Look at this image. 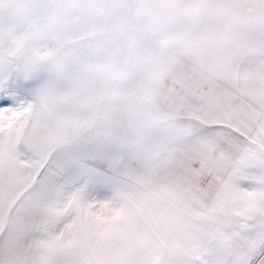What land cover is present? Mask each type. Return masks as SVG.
Wrapping results in <instances>:
<instances>
[{
    "label": "snow or ice",
    "instance_id": "obj_1",
    "mask_svg": "<svg viewBox=\"0 0 264 264\" xmlns=\"http://www.w3.org/2000/svg\"><path fill=\"white\" fill-rule=\"evenodd\" d=\"M204 2L230 44L179 114L76 69L50 83L54 47L0 77V264H264V0Z\"/></svg>",
    "mask_w": 264,
    "mask_h": 264
},
{
    "label": "rangeland",
    "instance_id": "obj_2",
    "mask_svg": "<svg viewBox=\"0 0 264 264\" xmlns=\"http://www.w3.org/2000/svg\"><path fill=\"white\" fill-rule=\"evenodd\" d=\"M24 3L32 6L33 1L0 0V77L6 78L14 67L23 64L38 66L44 53L54 47L56 55L42 61L50 83L64 80L70 69H76L93 92L101 91V98L125 95L134 86L165 114L182 112L186 96L200 102L218 81L214 64L230 44V22L214 14L204 0H137L140 11L136 24L150 33L148 51H144L145 45L141 50L131 49L133 37L116 46H104L103 51L100 46L51 44L40 36L44 33L40 22L18 23L17 8H24ZM74 47L87 49L86 55L92 60L81 59L83 52L70 54ZM99 48L100 52L93 51ZM114 55L116 60L108 59ZM142 55L145 58L139 61ZM4 151L7 153V148Z\"/></svg>",
    "mask_w": 264,
    "mask_h": 264
},
{
    "label": "crops",
    "instance_id": "obj_3",
    "mask_svg": "<svg viewBox=\"0 0 264 264\" xmlns=\"http://www.w3.org/2000/svg\"><path fill=\"white\" fill-rule=\"evenodd\" d=\"M32 1V6L24 3V8L22 6L17 8V13L19 14L18 23H21L22 20L29 23L33 21L40 22V27L44 30L43 35L41 34L40 36L48 38L51 44L56 45L71 47L100 46L103 47V51L104 46H116L117 44L125 42V39L129 41L132 38L128 34L129 25L130 23L136 24L137 20V11L129 8V0H66L68 10H59L65 4V0H55L57 10L52 12H45L38 9L36 0ZM13 11H16V9ZM22 12H24V18H22ZM31 14H35V16L32 18ZM82 17H87L86 24H81ZM45 21H48L50 27H45ZM144 31L150 37V33L147 30ZM143 45L145 44L138 39L132 38L130 40L131 49L138 50L139 47L141 50ZM146 50L148 51V45H145L144 51ZM69 51L73 55V52L77 55L81 52L84 53L83 57L71 56L70 59L80 57L83 60H86V58L92 60V57H87L88 55L86 53H89V51L87 52L85 48L79 49L78 47H74L69 49ZM93 51L100 52L101 50L99 48ZM113 53L116 54L115 52ZM90 54L92 56L94 53L90 52ZM143 56L139 57V61L145 58ZM108 59L116 60V55L113 57L109 56ZM139 65L137 70L140 67ZM133 68L136 67L133 66ZM94 92L98 95L101 91L94 89Z\"/></svg>",
    "mask_w": 264,
    "mask_h": 264
}]
</instances>
